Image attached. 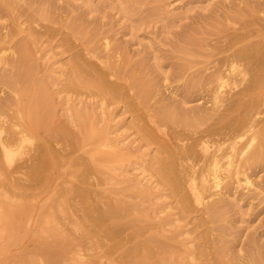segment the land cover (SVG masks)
I'll use <instances>...</instances> for the list:
<instances>
[{
    "label": "rangeland",
    "instance_id": "rangeland-1",
    "mask_svg": "<svg viewBox=\"0 0 264 264\" xmlns=\"http://www.w3.org/2000/svg\"><path fill=\"white\" fill-rule=\"evenodd\" d=\"M38 7L52 12L57 19L48 20L49 17H45L43 12H37ZM263 7L264 0H0V34H13L12 42L15 44V40L31 36L32 30L39 31L30 43L31 62L37 68L32 79L35 82L43 81L44 92L49 95L46 107L51 111L53 121L76 130L75 110L90 107L95 125L104 128L100 140L105 145H99L100 151L114 147L126 151L118 155L119 160L114 163V167L105 165L102 173L92 176L91 182L97 181L89 185L93 189L91 202L92 206L94 203L95 214L101 215L100 212L109 205L135 204L137 208H127L124 212L141 214L137 225L141 226L140 231L144 230V233L136 239L150 232L172 235L173 238L168 240L180 264H206V255L200 249L206 246L210 251L212 246L208 242L209 237L219 238L218 244L223 242L225 255L218 258L216 264H228V261L244 255L253 241L264 245V161L246 168L252 184L243 182L235 186L233 183L225 194L220 195L223 198V212L219 219L207 221L202 215V205L198 203L193 204L192 208L182 209L177 196L149 165L159 142L157 139L149 141L143 134L145 130L141 125L146 124L148 117L143 116V109L135 110V106L126 99L108 101L99 98L96 93L64 86L72 57L77 51L74 44L80 42L79 38L70 35L65 23L76 19L89 31L94 32L96 29L99 35L106 36L110 50L120 45L121 50L133 61L142 57L144 62L140 71L153 82L156 92L151 102L163 98L190 114L192 112L189 109L204 101V90L190 92L185 89L186 84L189 80L204 78L209 74L217 58L231 51L228 49L230 45L235 49L242 43L259 41L264 37ZM235 8L241 13L235 12ZM185 32L193 33L199 41L196 44L186 42ZM180 48L194 53H187ZM11 50L0 51V55L5 57L10 54V57L13 54ZM256 61L264 66V60ZM3 69L4 64L0 62L1 117H5L6 123L13 125V131L18 132H13V162L16 164L12 162L6 172L0 169V264H113L105 255L104 246H88L89 238L85 236L92 231L76 237L79 232L70 223L82 217L84 204L76 189L86 186L77 175L81 168L80 161L73 166L75 169L70 161L73 158L82 160L91 141H86L76 149H61L64 160L60 162L62 166L58 165L57 169L51 166L39 175L40 179L29 180L18 167L20 163L25 165L30 161L28 156L32 146L45 149V145H50L57 151L58 145L47 134L44 138H31L34 141L32 145L24 141L23 135L27 133L22 134L18 130L20 114L15 109V102L19 98L27 105L33 98L31 95L35 86L28 89L27 84L21 81L17 89L10 88L2 82ZM250 75L248 71L245 76L248 78ZM227 84L223 87L224 91L234 85L231 81ZM251 99L245 112L252 116L253 121H257L256 126L263 124L264 73L253 82ZM157 121L159 128L166 130L173 140L179 142L190 141L192 131L205 124L186 126L174 120ZM159 128H155L158 139L162 137ZM27 131L30 134V130ZM242 140H246V135ZM15 159L18 161L15 162ZM218 172L223 176L225 171L222 168ZM2 179L4 182H1ZM222 180L221 185L224 187L227 178L223 177ZM139 189L146 191L142 194ZM61 194L71 202L65 215L71 217L69 220L60 212V208H68L61 202L64 198ZM2 201L15 205L10 213ZM213 226L218 229L212 230ZM123 227L116 229L117 232L123 229V232L119 231L121 236L133 235L134 224ZM63 236L70 238L68 243L57 242Z\"/></svg>",
    "mask_w": 264,
    "mask_h": 264
},
{
    "label": "bare ground",
    "instance_id": "bare-ground-1",
    "mask_svg": "<svg viewBox=\"0 0 264 264\" xmlns=\"http://www.w3.org/2000/svg\"><path fill=\"white\" fill-rule=\"evenodd\" d=\"M36 10L37 12H43L42 14L45 17H49L48 20L55 21L57 19V16L55 17L47 9L38 7ZM234 10L241 13L238 8ZM65 25L69 28L70 35L79 38L80 42L74 44L77 46V51L75 54L73 53L74 56L72 54L70 72L64 86L68 89H84L96 93L99 98L108 101L126 99L131 102V105L135 106V110L143 109V116L148 115L145 120L146 124L141 125L145 130L143 134L146 135L147 140L157 139L156 141L159 142L157 150L150 157L149 165L152 170L177 196L182 209H188L193 204L198 203L202 205V215L207 221L219 219L223 212V198L220 195L225 194L233 183H235V186L243 182L252 184V179L246 174V168L251 164L264 161V123L256 126L257 121H253L252 116L245 112L248 104H251L253 82H255L256 77L260 79L261 74L264 73V66L259 65V62L256 61L264 60V37H261L259 41L242 43L235 49L230 45L228 49H231V51L217 58L214 69L209 74L207 72L204 78L198 77L200 79L189 80V83L186 86L184 85L185 89L190 92L205 91H202L204 101L189 109L192 112L189 114L184 111V108L173 106L170 101L163 98L156 99V103L151 102L156 92H154L153 82L145 77L146 74L142 73V70L140 71L142 62H144L141 60L142 57L133 61L126 52L122 51L123 49L121 50L120 45H116L114 49L110 50L111 46H108L109 40L106 36L99 35L100 32L96 29L94 32L89 31L76 19L65 23ZM38 33L39 31L34 32L32 30L31 36L29 35V37L19 41L15 40V44L12 42L13 34H0V51L3 52L8 48L11 50L12 47L14 49L11 50L13 54L11 53L12 56L10 57V54L5 56V53H3L5 57L0 55V62L4 64L1 75L2 82L12 89H17L21 81L27 84L28 89L35 86L33 95H31L33 98L31 101H27V105L23 103V100L16 99L15 109L20 114V128L17 127L19 132L22 134L23 132L27 133V135H23V138L25 137L24 141H29L31 145L34 143L31 138H44L46 134L52 136L54 143L58 145L57 151L53 150L50 145V148L45 145V149L32 146V151L28 152V160L30 161L26 162L25 165L20 163L18 168L22 169L29 180H36L49 167L53 166L57 169L60 162L64 161L61 149H76L82 147L86 141H91L90 147L85 150L86 156H82V160L73 158L70 161L72 167L77 163L79 164L80 161L81 168L77 171V175L79 181L86 185L82 189H76L81 202L84 204L82 205L81 219L75 218L70 222L75 225V229L79 232L76 237L92 231L90 235L85 236L89 238L88 246L91 248L104 246V253L108 255L107 258L112 260L113 264H180L173 254L172 245L168 240L173 238L172 235L150 232L144 234L140 239H136L144 233V230L140 231L141 226L137 225V221L141 220V214L139 212L131 214L124 212L127 208H137L135 204L109 205L100 212L101 215L95 214L94 203L92 206L91 202L93 189L89 185L97 181L91 182L92 176L96 173H102V167L105 165L113 166L119 160L118 155L125 154L126 151L119 147L100 151L99 145L104 144L103 140H100L104 128L95 125V117L90 107L85 106L75 110L74 121L78 128L76 130L53 121L54 119L50 115L51 111L49 112V108L46 107L49 95L44 92L45 85L41 80L35 82L32 79V75L37 71V68L36 64L31 62L33 57H31L30 43L35 40ZM184 37L186 42L193 44L199 41L193 33L185 32ZM239 39L241 38L239 37ZM180 49L187 53H194L191 50L186 51L185 48ZM255 61L258 62V65ZM40 68L42 70V67ZM248 71L251 75L246 78L245 75ZM228 81H231L234 85H230L224 91L225 88L223 89V87L228 85ZM235 86L238 87L235 88ZM4 118L1 117L0 112V169L6 172L15 155L13 132L18 131H13V125L6 123L7 120H4ZM157 119L160 122L174 120L177 124L186 126L205 124L192 131L190 141L179 142L173 140L166 130L158 127L157 123L159 122ZM70 121L72 122L73 119L71 118ZM155 128H159L161 131L162 137L159 139L157 138L159 134L155 132ZM28 129L30 134L28 131L25 132ZM139 129L141 130V127ZM3 131H5V136L2 135ZM245 135L246 140L243 141L242 138ZM254 140H256L255 143ZM22 147L20 146L21 150ZM16 161L18 160L15 159ZM12 167L10 168L12 169ZM222 168L225 171L223 176L218 172ZM11 169L9 170L10 173ZM73 169L75 168L73 167ZM69 173H72V171ZM240 175H243V177ZM223 177L224 179L227 178L224 187L221 185ZM1 182H4V180ZM145 191L146 189H139L142 194ZM62 199L61 202L68 207H62V209L59 207L60 212L65 216L71 202L68 197L64 196ZM2 204L9 213L15 207V205L4 201H2ZM65 217L68 220L71 218L69 216ZM128 224L135 225L133 235L121 236L119 231L123 229L117 232V227L124 228L123 226ZM141 225L144 224L141 223ZM211 228L212 230L218 229L217 226ZM69 239L68 236H63L57 239V242L60 244L68 243ZM216 239L214 237L208 238V242L212 246L210 251L205 248L206 246L200 249V252L206 255V264H216V260L225 255L223 242L218 244L219 238ZM126 243H130V245ZM236 259L227 263L264 264V245L253 241L247 252L236 257Z\"/></svg>",
    "mask_w": 264,
    "mask_h": 264
}]
</instances>
